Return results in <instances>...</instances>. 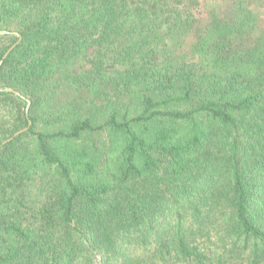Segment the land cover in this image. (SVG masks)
<instances>
[{"label":"trees","instance_id":"obj_1","mask_svg":"<svg viewBox=\"0 0 264 264\" xmlns=\"http://www.w3.org/2000/svg\"><path fill=\"white\" fill-rule=\"evenodd\" d=\"M2 59L0 264H264V0H0Z\"/></svg>","mask_w":264,"mask_h":264},{"label":"water","instance_id":"obj_2","mask_svg":"<svg viewBox=\"0 0 264 264\" xmlns=\"http://www.w3.org/2000/svg\"><path fill=\"white\" fill-rule=\"evenodd\" d=\"M3 33H5V32H3ZM18 36H19V35H18ZM19 38H20V36H19ZM15 46H16V44L13 45L10 49H8V51H7L6 54L4 55L3 59L8 55V53H9V52H10ZM3 59L0 60V65L2 64ZM5 90H7V91H9V92H13L12 89H9V88H6ZM0 91H1V89H0ZM16 95H18V93H16ZM20 97H21V96H20ZM21 98L24 99L23 97H21ZM24 100L26 101V103H27V108H28L30 102H29V100H26V99H24ZM30 124H31V123H30V121H29V122H28V127L30 126ZM28 127H26V128H24V129H21V130L17 131L16 133H14V135H13L12 137H10V138L4 140V141L0 144V147L3 146V145H5L6 143L10 142L14 137H16V136L22 134L23 132H25V131L28 129Z\"/></svg>","mask_w":264,"mask_h":264},{"label":"rangeland","instance_id":"obj_3","mask_svg":"<svg viewBox=\"0 0 264 264\" xmlns=\"http://www.w3.org/2000/svg\"><path fill=\"white\" fill-rule=\"evenodd\" d=\"M3 33V32H2ZM145 58H149V59H152V60H157V57L151 52V53H148L145 55ZM86 65L81 62V63H78L75 68L76 69H81L82 67H85Z\"/></svg>","mask_w":264,"mask_h":264}]
</instances>
